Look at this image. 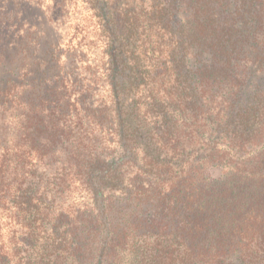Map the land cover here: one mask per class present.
Segmentation results:
<instances>
[{
  "label": "trees",
  "instance_id": "obj_1",
  "mask_svg": "<svg viewBox=\"0 0 264 264\" xmlns=\"http://www.w3.org/2000/svg\"><path fill=\"white\" fill-rule=\"evenodd\" d=\"M89 3L107 39L123 154L89 152L72 171L81 217L78 204L55 215L51 165L72 138L57 124L68 103L44 88L38 107L46 79L25 85L21 36L0 11V238L7 226L14 240L0 241V264H264V0ZM46 47L39 65L51 72ZM213 89L224 93L218 114L205 103ZM214 169L222 177L210 183ZM60 172L64 184L70 172Z\"/></svg>",
  "mask_w": 264,
  "mask_h": 264
},
{
  "label": "rangeland",
  "instance_id": "obj_2",
  "mask_svg": "<svg viewBox=\"0 0 264 264\" xmlns=\"http://www.w3.org/2000/svg\"><path fill=\"white\" fill-rule=\"evenodd\" d=\"M89 1L0 0V11L5 14V22H9L8 29L11 32L17 31V34L21 36L19 58L23 75H25L23 78L25 85L29 86L35 76L37 79L38 73L40 77L46 79L45 86L38 89L40 94L33 98L35 101L38 100L37 103L40 104L38 107L41 109L45 105L42 102V96L40 97V95L44 96V88L53 89L52 91L57 96L54 100H59V94L64 93L61 100L68 103L64 107V118L61 122L58 119L57 124L71 133L72 138L64 145L58 144L54 147L56 160L51 165L55 178H58L55 181L58 185L56 189L60 191L55 196L58 208L55 215H63V217H67L68 212L77 204L76 213L80 214V217L85 211L83 190L80 185H75L71 176L72 171L78 167L77 165L82 164L85 154L92 152L105 158L123 154L118 139L114 136L113 116L109 108L111 98L107 90L106 78L109 59L105 55L107 39L101 36L100 25ZM50 43L54 52L52 57L54 65L51 67V72L50 68L48 70L39 65L43 63V57L47 52L46 45ZM45 70H48V73L44 76ZM35 84L37 85V81ZM25 92L24 102H28L30 91ZM223 95L222 91L217 92L216 89L205 93V103L214 114L221 113V108H225ZM70 96L71 101L69 102ZM74 100L78 103V109L70 104L74 103ZM50 107L55 109L56 105L52 104ZM25 108L24 113L28 112L27 105ZM24 117L26 115H23V119ZM21 122L24 125V121ZM177 139L180 141V133ZM62 168L70 172V178L64 184L59 180ZM207 176L208 180L214 183V180L222 177V173L217 169L208 170ZM74 178L80 180L82 176H74ZM128 178L135 180L136 177H132L128 171ZM107 197L109 203L116 202L118 207L124 204L120 201L123 197L117 194H107ZM153 203L155 201H150L148 207ZM132 209L134 212L140 210L138 202ZM136 215L139 214L136 213ZM121 216L124 217V213ZM6 227L0 238L3 247L4 243L9 240L14 242L11 228L6 229ZM4 252L6 253L7 249Z\"/></svg>",
  "mask_w": 264,
  "mask_h": 264
}]
</instances>
